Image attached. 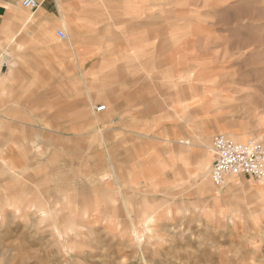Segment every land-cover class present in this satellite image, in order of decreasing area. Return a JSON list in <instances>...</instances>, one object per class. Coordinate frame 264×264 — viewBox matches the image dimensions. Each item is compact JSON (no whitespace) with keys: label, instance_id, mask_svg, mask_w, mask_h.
Here are the masks:
<instances>
[{"label":"rangeland","instance_id":"rangeland-1","mask_svg":"<svg viewBox=\"0 0 264 264\" xmlns=\"http://www.w3.org/2000/svg\"><path fill=\"white\" fill-rule=\"evenodd\" d=\"M4 1L0 264H264V183L210 176L215 136L264 144V0L119 1L50 36Z\"/></svg>","mask_w":264,"mask_h":264},{"label":"crops","instance_id":"crops-1","mask_svg":"<svg viewBox=\"0 0 264 264\" xmlns=\"http://www.w3.org/2000/svg\"><path fill=\"white\" fill-rule=\"evenodd\" d=\"M19 1L21 3V0H6V2H19ZM37 1L40 3V8L35 12L39 13V16L41 18L49 19L51 25L50 27H48L49 30L47 31V33L50 36L54 33L55 26H59L63 24L64 28L67 30L66 25L70 21L73 22V25H75V27L81 28V30L80 29L78 30L79 32H82V33H88L91 31L93 32V30L88 29V27H90L93 24L97 26L106 19L109 21V19L107 18V14H111L108 11H112L113 8L114 9L116 8L115 3H118L119 1H137V0H64L61 2L57 0H37ZM3 2L5 1L3 0ZM5 12H6L5 6L0 5V18L3 17ZM11 12H13L14 14H16L17 17H19V14L16 12V10H10L6 12L4 17H6ZM24 22H27V24L24 25ZM110 22H112L111 19H110ZM23 25L26 26V28H30V29L32 28L33 31H31V33L37 34L40 31V25H38L37 21H32L31 17L29 19L27 18L26 20L22 18L21 21H17L16 22L17 30L19 29L21 31V29L24 27ZM132 27L141 28V22H139L138 24H135ZM84 28H87V29H84ZM0 32L3 33L4 36H6V38L9 39L10 42H12V39L15 38L16 30L14 31V29L7 30L6 27L2 26L0 28ZM130 32H136V28H134L133 31H130ZM59 33H64L65 35L66 33L61 29L56 30L55 34L57 38H59L60 40L63 41L67 38V35H66V38L62 39L59 36ZM39 45L41 46V49H43L44 51L48 50L46 49V45H44L43 43H39ZM0 59L3 60L4 58L0 56ZM5 59L1 61L0 63V78L4 74L3 73L4 65L7 64L6 63L7 61ZM0 82H1V79H0ZM103 106L105 107L104 111L98 112L97 108L101 107V106H98L96 107V112L99 114L106 112L107 106L106 105H103ZM166 142H173V141L170 139H166ZM181 142L184 143V141H181ZM181 159L184 161L185 157H183L182 155ZM214 159L215 158L213 157V162L211 164V167L214 163ZM186 164L187 163H184V165ZM208 165H209V162H207L204 166L207 168ZM210 176H211V170H210ZM246 190L250 194H255V195L257 192L259 194L258 197H260V199H262V201L264 202V187L255 188L253 186V187L247 188ZM229 220H232V219H229Z\"/></svg>","mask_w":264,"mask_h":264},{"label":"built area","instance_id":"built-area-1","mask_svg":"<svg viewBox=\"0 0 264 264\" xmlns=\"http://www.w3.org/2000/svg\"><path fill=\"white\" fill-rule=\"evenodd\" d=\"M61 1V0H57ZM21 5L32 12L40 8L37 0H21ZM62 39L64 33H59ZM105 110L104 106L97 111ZM214 163L211 167V179L218 186H225L231 175H244L252 180L264 182V144L241 143L226 135H217L213 140Z\"/></svg>","mask_w":264,"mask_h":264},{"label":"bare ground","instance_id":"bare-ground-1","mask_svg":"<svg viewBox=\"0 0 264 264\" xmlns=\"http://www.w3.org/2000/svg\"><path fill=\"white\" fill-rule=\"evenodd\" d=\"M234 137V136H233ZM235 138V140H237V141H239V142H241V141H244L243 139H240V138H238V137H234ZM231 176H239V175H231ZM230 177V176H229ZM257 182V181H256ZM258 183H260V182H258ZM264 183V182H263ZM134 231V230H133ZM136 231V230H135ZM134 234V233H133ZM136 238H138L137 237V234H136Z\"/></svg>","mask_w":264,"mask_h":264}]
</instances>
